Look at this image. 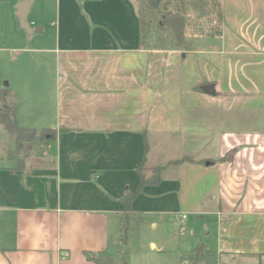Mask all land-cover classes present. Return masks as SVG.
<instances>
[{
    "label": "crops",
    "instance_id": "0c3cea01",
    "mask_svg": "<svg viewBox=\"0 0 264 264\" xmlns=\"http://www.w3.org/2000/svg\"><path fill=\"white\" fill-rule=\"evenodd\" d=\"M158 1L188 48H143L138 0H0V89L21 128L59 132L0 155V264H103L143 164L142 224L205 223L200 258L264 264V0Z\"/></svg>",
    "mask_w": 264,
    "mask_h": 264
},
{
    "label": "rangeland",
    "instance_id": "374dc122",
    "mask_svg": "<svg viewBox=\"0 0 264 264\" xmlns=\"http://www.w3.org/2000/svg\"><path fill=\"white\" fill-rule=\"evenodd\" d=\"M161 10V8L159 7ZM6 53H0V70L4 66ZM9 84V81L4 82ZM28 155L44 153L45 148L39 142L26 144ZM25 149V147H24ZM25 152H18L13 136L0 125V155L5 165L17 164L16 158L23 157ZM14 159V161L11 160ZM139 220L137 215H131V225L133 230L128 238L124 240V232H118L110 238V253L115 259L114 264H122L125 258L129 264H216L213 256L197 259V247L200 244L210 246L212 231L208 226L198 224L196 228H187L180 223V227L161 222L158 228H153L150 224V217L145 224L136 227ZM189 219L184 222H189ZM156 242L158 249H151L150 242ZM209 241V242H208ZM209 243V244H208Z\"/></svg>",
    "mask_w": 264,
    "mask_h": 264
},
{
    "label": "trees",
    "instance_id": "16d2710c",
    "mask_svg": "<svg viewBox=\"0 0 264 264\" xmlns=\"http://www.w3.org/2000/svg\"><path fill=\"white\" fill-rule=\"evenodd\" d=\"M155 0H138L139 2V17L141 24V46L145 49L168 50L188 48L189 43L184 34L185 18L179 14L172 12H163L152 6ZM17 96L9 88L0 89V125L14 137L16 149L18 152H25L23 157H17V168L23 166L24 160L28 157L26 148L27 143L39 142L41 145L48 146L52 141H55L58 136V130L55 129H26L21 128L17 122L18 114ZM66 131L65 129H61ZM25 147V149H24ZM191 160L185 158L180 161ZM144 164L139 168L141 180L136 191H128L123 197L125 204L124 214L121 218L122 232H124V240H126L133 230L131 225V215H139V220L136 222V227L144 222V217L137 213L132 208L134 199L142 193L144 187L148 184H157L160 182L161 169H155L154 177L146 179L142 174ZM205 246L203 244L197 247V259L204 253ZM90 257V256H89ZM101 264V263H99ZM122 264H129L125 258H122Z\"/></svg>",
    "mask_w": 264,
    "mask_h": 264
},
{
    "label": "water",
    "instance_id": "95a60500",
    "mask_svg": "<svg viewBox=\"0 0 264 264\" xmlns=\"http://www.w3.org/2000/svg\"><path fill=\"white\" fill-rule=\"evenodd\" d=\"M29 6H30V2H23L21 3L18 7V13L17 16L20 20V25L21 27L28 33V34H32L33 30L30 27V24L27 22V16H28V12H29ZM152 6L154 8H158L159 7V1L155 0L154 2H152ZM8 85V84H6ZM205 91H207L210 94H213L214 91V86L213 85H206L204 87ZM103 264H114V258L111 257L108 260H106Z\"/></svg>",
    "mask_w": 264,
    "mask_h": 264
},
{
    "label": "built area",
    "instance_id": "2783aa9c",
    "mask_svg": "<svg viewBox=\"0 0 264 264\" xmlns=\"http://www.w3.org/2000/svg\"><path fill=\"white\" fill-rule=\"evenodd\" d=\"M181 221H184L186 219V215H179L178 217Z\"/></svg>",
    "mask_w": 264,
    "mask_h": 264
}]
</instances>
